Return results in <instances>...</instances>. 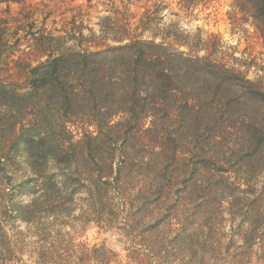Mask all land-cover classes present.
<instances>
[{"label": "trees", "instance_id": "1", "mask_svg": "<svg viewBox=\"0 0 264 264\" xmlns=\"http://www.w3.org/2000/svg\"><path fill=\"white\" fill-rule=\"evenodd\" d=\"M204 2L179 7L190 13ZM232 9L264 49V0H232ZM149 16L134 30L104 26L117 45L102 50L42 38L47 58L27 67L26 86L0 81V104L15 108L10 122L0 117V145H24L35 171L9 174V152L0 154V264H264V50L228 56L220 42L176 22L159 30ZM82 190L86 209L75 217ZM146 204L162 211L153 225ZM175 221L168 241L161 226ZM77 223L124 228L132 249L119 260L104 244L75 242L63 229ZM141 223L155 227L141 234Z\"/></svg>", "mask_w": 264, "mask_h": 264}, {"label": "rangeland", "instance_id": "2", "mask_svg": "<svg viewBox=\"0 0 264 264\" xmlns=\"http://www.w3.org/2000/svg\"><path fill=\"white\" fill-rule=\"evenodd\" d=\"M156 11L158 12L156 13ZM147 12L159 30L176 22L178 27L193 36L200 35L203 40L209 42L217 43L218 41L220 42L218 44L224 46L226 50L230 48L227 50L228 56L234 54V51L238 52L236 54L238 56L247 50H254V52L264 50L262 40L257 38L249 21L234 22L232 19L234 16L232 0H205L203 5L198 6L190 13L180 10L179 0H21L18 3L2 2L0 3V81L14 84L19 88L26 86L27 67L36 66L47 58L41 53L42 38L63 36L65 38L63 44L66 47H91L92 50H102L106 48V45H117L111 38L105 37V34L101 33L104 26L128 24L134 30L141 17ZM153 12L156 14H152ZM237 18L239 19V15ZM92 32L94 36L90 38ZM211 35H216L217 38H210ZM158 41L159 39H157ZM14 110L15 108L8 101L1 100L0 117L5 122H10L7 120L13 116ZM27 118L29 119L30 116ZM24 122L26 123V121ZM4 136L9 140L7 134ZM1 138L3 139V136ZM120 143L116 145L117 148L121 146ZM24 148V145L20 147L17 144L0 145V154L9 152L8 155L11 157V162L7 163L8 166L5 168L7 173H13L14 176L19 174L25 178L35 172L28 163L23 161L27 158L23 154ZM51 155L53 152L50 151L37 153L35 158L41 161ZM114 158L113 166L117 168V162L120 161L119 151L116 152ZM2 161L1 159L0 176L4 173ZM193 161L190 157L188 158L189 163ZM43 169L44 166L38 168L39 171H43ZM49 170L54 173L58 171V167L50 165ZM187 174H189V178L192 177L189 171ZM187 176L185 179L188 178ZM85 198L84 190L76 196L73 216H80L85 211L87 205ZM22 200L24 203H28L31 197L23 193ZM174 205L176 204L172 199L166 203L162 211L168 214ZM149 206L146 204L145 210H143L145 213L142 215L152 214L153 218L149 215L145 216L143 220L145 223L153 225L161 218L162 211L149 208ZM168 221L169 219L166 218L165 222ZM177 222L161 226L164 228L168 241L174 238L175 228H180ZM153 227L155 226H145L141 223L137 229L141 234H146ZM120 228L112 227L103 230L92 223L86 225L77 223L73 229L70 226H65L63 232H70V236L72 235L75 242H83L89 246L95 243L104 244L108 250L118 255L119 260H124L128 250L132 249V243L130 237L126 236L125 229ZM16 229L24 235L28 234V226L24 224L16 226ZM63 232L61 230V233ZM55 234L56 231H53L51 238ZM26 241L36 242L38 237L28 236ZM122 264L126 263L122 262Z\"/></svg>", "mask_w": 264, "mask_h": 264}]
</instances>
